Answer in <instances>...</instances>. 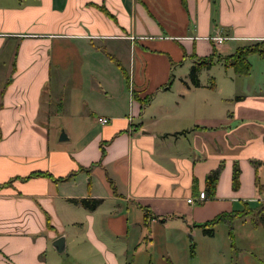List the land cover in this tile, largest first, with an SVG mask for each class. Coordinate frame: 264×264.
<instances>
[{"label": "crops", "instance_id": "obj_1", "mask_svg": "<svg viewBox=\"0 0 264 264\" xmlns=\"http://www.w3.org/2000/svg\"><path fill=\"white\" fill-rule=\"evenodd\" d=\"M211 3L0 0V264H264V58L187 77L264 40V0Z\"/></svg>", "mask_w": 264, "mask_h": 264}, {"label": "trees", "instance_id": "obj_2", "mask_svg": "<svg viewBox=\"0 0 264 264\" xmlns=\"http://www.w3.org/2000/svg\"><path fill=\"white\" fill-rule=\"evenodd\" d=\"M250 53H257L260 57L264 58V40L251 42L246 45L238 46L234 50V52L228 55H224V56H218L216 54L215 49H213L211 55H209L207 58L198 60V62L193 63L190 66L188 75H187L188 81L192 85L198 86L199 85V78H198L199 71L202 68H209L212 65L215 58L221 61L224 67H231L235 74L247 75L250 69V63L247 59V56ZM238 174H239L238 169L234 168L233 174H232V187L234 188L238 185ZM217 175H218V170H215L211 172L206 178V191H207L208 196L213 193L214 181ZM71 201L74 203H79L80 205H82L84 208L88 210H93L98 206L101 200L97 198L86 197V198H80V199H71ZM222 219H223V216L220 215V216H216L212 220H209L201 224L199 227L202 229V233L204 235L212 236L213 235V228H212L213 225L220 222ZM228 234H229L230 240L232 241L231 230H229ZM190 252L191 253L193 252V246L190 249Z\"/></svg>", "mask_w": 264, "mask_h": 264}, {"label": "rangeland", "instance_id": "obj_3", "mask_svg": "<svg viewBox=\"0 0 264 264\" xmlns=\"http://www.w3.org/2000/svg\"><path fill=\"white\" fill-rule=\"evenodd\" d=\"M210 5H211V8H212L213 3H211V0H210ZM213 18L215 19V17H213ZM189 22H191V19H189ZM219 63L220 62L218 61V59L215 58V61H214L215 66L211 69L210 75L208 77H212L214 79V75L215 74L216 75L218 74L219 70H221V69H219L220 68L219 66H221V65H219ZM178 67H179V65H178ZM185 68H186V65H184L181 70H184ZM63 93L64 92H61L60 95H59V97H61V94L63 95ZM57 127L59 128V130H58V139H59L61 133H64L65 134V132H64V130L61 127V123L60 124H57ZM60 141H61V143H64L63 140H60ZM198 245L199 246L196 247V254L197 255H195V256H197L196 257L197 259H192V260H195L193 262V264H206V259H205V254H206L205 251H206V248H207L206 247V244H205V242H198ZM194 251H195V249H194ZM186 253H187L188 256H190V249L189 248H188V250H186Z\"/></svg>", "mask_w": 264, "mask_h": 264}, {"label": "water", "instance_id": "obj_4", "mask_svg": "<svg viewBox=\"0 0 264 264\" xmlns=\"http://www.w3.org/2000/svg\"><path fill=\"white\" fill-rule=\"evenodd\" d=\"M66 139V136L64 133H61L59 140ZM53 245L57 251H62L63 246H64V239L63 237H58L54 242Z\"/></svg>", "mask_w": 264, "mask_h": 264}, {"label": "built area", "instance_id": "obj_5", "mask_svg": "<svg viewBox=\"0 0 264 264\" xmlns=\"http://www.w3.org/2000/svg\"><path fill=\"white\" fill-rule=\"evenodd\" d=\"M223 39H224V37H218V38H216V40H217L218 42H222ZM98 120H99L101 123H103V124L108 122V118H106V117H100V118H98ZM198 198H200V199L204 198V194H203V193H199ZM187 202H189V203L192 202V199H191V198H188V199H187Z\"/></svg>", "mask_w": 264, "mask_h": 264}]
</instances>
